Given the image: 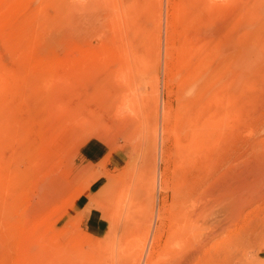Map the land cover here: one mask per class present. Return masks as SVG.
Segmentation results:
<instances>
[{"label":"rangeland","instance_id":"obj_1","mask_svg":"<svg viewBox=\"0 0 264 264\" xmlns=\"http://www.w3.org/2000/svg\"><path fill=\"white\" fill-rule=\"evenodd\" d=\"M131 1L0 0V264H174L182 257L188 242L179 239V211L190 203L175 196L190 175L179 105L183 40L196 27L204 29L195 36L206 38V67L218 72L213 83L222 94L218 131L199 155L211 151L224 160L221 172L236 173L264 159V62L254 64L264 59V31L251 32L264 0ZM249 60L241 85L248 78L242 87L259 92L244 89L240 98L230 82ZM236 177L224 182L218 206L206 200L203 231L210 234L218 219L222 231L209 241L205 264H264V180ZM114 185L125 190L121 210L111 204ZM156 211L162 223L147 256Z\"/></svg>","mask_w":264,"mask_h":264},{"label":"bare ground","instance_id":"obj_2","mask_svg":"<svg viewBox=\"0 0 264 264\" xmlns=\"http://www.w3.org/2000/svg\"><path fill=\"white\" fill-rule=\"evenodd\" d=\"M142 2H143V0H142ZM257 3H258V1H257ZM212 6H213V4H212ZM257 9L258 10L253 13V17H252V21H251V24L253 25V29L251 28V32H252V34L255 32L256 36L260 35L264 31V5L260 6L259 8L257 7ZM211 10H212V8H211ZM218 11H219V9H218ZM215 14L216 13L213 12V15H211V14L210 15L214 17ZM127 15L128 14H126V17H127ZM217 15L219 16V14H217ZM128 17H129V15H128ZM213 17L211 19H213ZM200 19H202V18H200ZM218 19H219V17H218ZM128 20L126 22H128ZM208 21H209V19H208ZM200 22H202V21H200ZM211 24L212 23L210 22V25ZM205 25L206 24H204V26ZM206 26H205V28H206ZM212 26H213V24H212ZM212 26L210 28H212ZM134 27H136V26H134ZM201 27H199V28L196 27V30H195L196 32H194V35L193 34L191 35L189 32H186V37L183 40L184 41V53H183V55H184V59H185L184 63H185L186 69H185V75H184L185 78L183 81L184 85L182 87V91H181L182 93L181 94H182V97L185 99V101L179 105V109L181 111H183L184 114L186 113L185 115H186L187 129H188V133H187L188 134V141H187L186 146L181 147V154L184 153L182 156L183 160H185V158H186V161H185L186 165H184V166H186L188 169V172L190 175V180L188 181V183H186V185L184 184L185 187L184 186L182 187L183 190L186 188L185 191L182 192L180 190V192L178 193V197L177 196H175V197L177 198L176 201H178V203H179V201L180 202L183 201V203L181 205L183 207H184L185 202L190 203L189 205H186L187 208L185 207V209H183V211H179L180 212L179 214L181 215L180 216L181 220H179L180 224H178V222H177V224L181 225V226L179 227V229L176 226V230L178 229L177 231H178V235L180 237V238L179 237L178 238L180 240H181V238L184 239L185 243L188 242V244H186V245H188L189 248H184V247H187L186 245L182 247L183 250L184 249L185 250L181 251V252H184V253L182 254V257L179 260H177L174 264H205V262L207 261V259H208L207 254H208L209 249H210V248H208L209 241H211V239L217 237L221 233L222 226H221L219 219L217 221L215 220V222L213 221V223L211 224V233L207 234L206 232H204V231H206V230H204V228H206V226H208V225L205 223L206 220L205 221L201 220V218H202L203 214H205L206 217L208 216L206 213V211H207L206 207L208 206L207 205L208 201L206 202L207 199H209L210 202L212 201V204L214 203L217 206L219 205V202H220L221 197H222V192L224 190V186H223L224 182L227 184L235 182L237 175H239V178H241L244 181V184L250 183V182H252V180H253V182H254V180H260V181L264 180V159H262V158L260 161L257 160V162L251 163L250 169L248 171L236 173L235 170H233V169L228 170L226 172L225 171L221 172L220 163H222L224 161L222 159L223 157H221V159L223 161L220 160L219 162H216V160L211 155V151H208L207 153H202L201 156L199 155V152H202L204 146L208 145L211 141L214 140L213 138H214L216 132L218 131V126L220 124V114H221L220 113L221 111L219 110V109H221L220 108V96L222 95L221 94V86L220 87L215 86L216 83H219V81L216 82L219 79L216 75V73L218 74V72L215 69L212 71V69H213L212 65H211L212 69H209L210 65L206 67V65L210 64L209 58H210L211 54L210 53L208 54V52H207V50H209V48H208L205 52L208 54V57L203 56V54H204V53H202L203 52V50H202L203 46L200 45V43H202L203 40H206V38L205 39L203 38L202 40H200L203 37V34H201L200 32H204V29L202 28L203 29L202 30ZM220 27H221V25L219 23V26H218L219 30L221 29ZM138 28H137V31H138ZM208 28H209V26H208ZM194 29L195 28L193 27V30ZM191 30H192V28H191ZM198 30L200 32H197ZM140 32H141V30H140ZM196 33H198V37H199V35H202V37L198 38L197 36H195ZM215 33H216V37H217L218 32L215 31ZM215 33H213V34L215 35ZM249 34H251V33H249ZM252 34L249 36H253ZM130 36H132V35H130ZM138 37H139V35H138ZM207 37H208V33H207ZM244 37H245V35H244ZM257 48H258V46H257ZM259 50H261V49H259ZM165 51L166 50H165V46H164V53H163L164 58L166 55ZM170 51H171V49H170ZM209 51H211V50H209ZM263 51H262V53L264 55ZM182 52H183V50H182ZM134 56H135V54H134ZM254 56H256V54H254ZM240 58H245V57H240ZM208 60H209V63H208ZM251 60H249L245 64H243L242 65L243 67H241V68L239 67L240 69L237 68L238 71L234 72L233 82H230L231 83L230 88L234 91L236 89H238L237 91H239L238 94H239L240 98H244V96L247 97L245 94H247L249 91L245 93L244 89L250 90V89L254 88L252 86L253 84H251V85L248 84L250 86L249 87L246 86V88H245V86L242 87L243 85L246 84V82H247L246 80H248L247 74H246L247 79L245 81H243L245 84L241 85V83H242L241 77L243 76V74L245 75V73H250V71H251V67L253 66V63ZM262 62H264V59L260 58L258 60L256 59V61H254V64L256 66V65H260ZM260 68H256L255 71H257ZM263 69H264V67H263ZM208 70L209 71L211 70L212 72H209ZM255 71L253 72L254 74L252 73L254 76L252 75V77H251V78H253V77L255 78V80H253L254 84L258 82L256 80L257 74H255ZM261 74L263 76L264 73H261ZM214 75H216L215 77H217L216 78L217 80L214 79ZM262 76H260V77H262ZM213 79L216 81H214ZM213 82H216V83H213ZM261 82H262V80H261ZM261 82H260V84H261ZM257 84H259V83H257ZM260 84L259 85L255 84L256 85L255 87L258 86L260 88ZM251 86L253 88H251ZM215 87H217L216 90L213 89ZM227 87H229V86H227ZM229 91H231V90H229ZM253 91H254V89L252 91H250V94L253 93ZM256 92H259V90L258 91L256 90ZM256 92L254 91V93H256ZM257 95H258V93H257ZM233 98L238 99L237 97H232V99ZM254 100H255V98H254ZM117 101L118 100H116V102ZM236 102H237V100H236ZM262 105H264V104H262ZM161 111L163 113V110H161ZM161 111H160V113H161ZM118 115H121V114L119 113ZM261 119H259V121ZM263 121H264V118H263ZM259 123L257 125H259ZM155 130H154V132H155ZM123 133L125 134V132H123ZM124 134H122V136H125ZM184 135H186V133H184ZM215 139H217V137ZM256 143H257V141H256ZM160 147H161V145H160ZM212 147H213V144L211 145V148ZM254 147H256V146H254ZM258 147H259V145H258ZM213 148H215V147H213ZM262 148H264V147L262 146ZM121 149H124V148L121 147ZM208 149L210 150V148H208ZM227 154H231V153H227ZM225 157H227L225 160H228L231 156L226 155ZM216 159H218V158H216ZM205 161H207V163L208 162H210V163H209V165L204 167L203 162H205ZM212 162H214V163L212 164ZM149 165H150V163H149ZM229 169H230V167H229ZM183 170H184V168H183ZM185 171L186 170H184V172ZM158 174H159L158 181L160 183V173L158 172ZM240 175L243 177H241ZM153 180H155L156 184L158 183L157 178L153 177ZM203 187H205V190L201 191V189ZM124 191L125 190L123 187L118 188L117 185L113 186V193H112L113 195L111 197V204H113V210H115V209L121 210V205L123 202V199H122L123 196L122 195H124ZM175 195H176V193H175ZM198 203L202 204V208H201L202 210H200V208H199V210L196 209V211H195V207ZM200 207H201V205H200ZM177 210H179L178 207H177ZM159 217H160V215L158 214V211H156L154 223L152 224L150 231H148L149 235L147 234L149 236L148 244H147V247L145 250V253L147 252V254H146L147 256L149 255L150 246H151L152 242L155 241V235L158 232L156 230V228H157L156 223H157V221L160 220ZM206 217L204 219H206ZM160 223H162V220H160ZM202 231L206 234L202 233ZM172 233H173V231L170 232V234H172ZM175 233H177V232L175 231ZM173 239H174V237H173ZM215 243H217V242H215ZM183 245H184V243H183ZM177 253H179V251ZM179 256H177V258Z\"/></svg>","mask_w":264,"mask_h":264},{"label":"crops","instance_id":"obj_3","mask_svg":"<svg viewBox=\"0 0 264 264\" xmlns=\"http://www.w3.org/2000/svg\"><path fill=\"white\" fill-rule=\"evenodd\" d=\"M84 196H85V194H84V195H82V197H81V198H79V199L77 200V202H76L75 206H77V205H78V203H80V202H81V200L84 198Z\"/></svg>","mask_w":264,"mask_h":264}]
</instances>
